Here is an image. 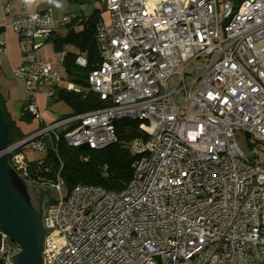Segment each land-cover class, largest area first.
<instances>
[{"label": "built area", "instance_id": "built-area-1", "mask_svg": "<svg viewBox=\"0 0 264 264\" xmlns=\"http://www.w3.org/2000/svg\"><path fill=\"white\" fill-rule=\"evenodd\" d=\"M100 1L108 18L96 25L101 61L87 81L103 106L60 116L4 154L26 178V144L43 151L61 136L70 147L102 148L116 140L120 118L138 121L144 147L119 191L66 190L57 174L37 182L53 195L41 215L40 264H264V0ZM3 9L11 13L12 0ZM72 18L23 2L12 17L23 46L13 75L36 120V94L51 96L64 81L37 40ZM20 250L0 230V264Z\"/></svg>", "mask_w": 264, "mask_h": 264}, {"label": "trees", "instance_id": "trees-1", "mask_svg": "<svg viewBox=\"0 0 264 264\" xmlns=\"http://www.w3.org/2000/svg\"><path fill=\"white\" fill-rule=\"evenodd\" d=\"M84 2L87 0H70ZM234 7L241 0H230ZM100 21L99 9H93L86 17H73L66 25L63 35L52 39L55 51H62L64 45H70L75 50L66 51L62 66L66 79L76 85L78 90H67L65 87L56 90L53 100L64 101L71 109L66 115L78 114L103 106L99 96L89 89L87 76L90 70L100 61L99 49L95 39V28ZM75 25L80 29L75 30ZM3 27L0 25V34ZM78 53H83L86 63L78 65L75 60ZM26 103L22 107L20 120L29 122L33 116L26 110ZM0 108L7 127V144L24 138V134L6 111L5 100L0 93ZM64 116V115H63ZM116 140L102 148H90L88 145L76 147L68 146L60 136L59 140L47 145L43 158L28 162L26 179L36 182L54 181L59 176L66 190L75 185H100L107 190L119 191L129 180L132 173V163L140 152L132 153L129 143L135 139L145 142V136L138 128V121L120 118L113 121ZM61 134V133H60Z\"/></svg>", "mask_w": 264, "mask_h": 264}, {"label": "crops", "instance_id": "crops-1", "mask_svg": "<svg viewBox=\"0 0 264 264\" xmlns=\"http://www.w3.org/2000/svg\"><path fill=\"white\" fill-rule=\"evenodd\" d=\"M7 0H0V25L3 27V31L0 34V42H3V50L0 51V83H2L0 87V93L5 100V107L6 111L9 114L10 118L14 120L15 124L19 127L20 131L24 134V136H28L32 132H34L38 127L43 126L46 123H49L55 119H57L51 111L47 110L48 102H55L52 98L57 89L65 87L66 85L70 84L74 88L79 89L76 85L69 82L64 73V69L62 66V59L66 51L64 49L62 51H55L52 43V39L56 36L63 35L66 32V25L58 27V31L54 34V36L49 40H41L38 39L37 42L40 43L36 52L39 50L38 53L42 58L47 59L44 55H46L42 51L43 44L47 41H50L52 44V49L55 52H59L61 54L60 58L54 59L52 61L57 69H59L63 75L64 81L60 84L54 86V93L51 96H45L41 93H37L35 96V103L37 109L40 113L41 120L31 119L29 122H25L20 120L19 117L22 113V107L25 102V89L23 82L16 78L13 75V69L18 66L23 61V46L15 34V32L11 28V20L15 13L18 11V3L23 2L26 9L29 11H37L42 10L45 8H50L52 14L54 16L62 15V14H70L73 17H86L87 15L84 14H75L74 11L71 9L72 4L76 5H85L93 3L96 1L98 6L93 7L91 11L95 9H99L100 11V21H106L108 18V13L105 10L104 4L100 0H87L84 2H72L70 0H58L61 7H57L55 3L50 2V0H32V3L28 4L25 3V0H12L13 9L11 13L4 12V4ZM75 30L80 29V26L75 25ZM75 50V49H74ZM77 56L84 57L83 53H78ZM76 56V57H77ZM85 58V57H84ZM13 81V82H12ZM70 90V89H67ZM75 90V89H71ZM68 114V113H66ZM65 113L60 115H66Z\"/></svg>", "mask_w": 264, "mask_h": 264}, {"label": "water", "instance_id": "water-1", "mask_svg": "<svg viewBox=\"0 0 264 264\" xmlns=\"http://www.w3.org/2000/svg\"><path fill=\"white\" fill-rule=\"evenodd\" d=\"M6 146L7 127L0 108V230L21 248L10 257L13 264H40L44 234L40 211H36L16 189L15 173L4 154Z\"/></svg>", "mask_w": 264, "mask_h": 264}, {"label": "rangeland", "instance_id": "rangeland-1", "mask_svg": "<svg viewBox=\"0 0 264 264\" xmlns=\"http://www.w3.org/2000/svg\"><path fill=\"white\" fill-rule=\"evenodd\" d=\"M69 6H71V9L74 11L75 14L87 15L91 12V9L93 7H97L98 4L96 1H93V3H90V4H85V5H80V6L76 4H72ZM41 49L46 54L44 56L47 57V59L50 61H54V59H58L61 56L59 52H55L52 49V44L50 41L45 42ZM63 49L64 51H74V48L70 45H64ZM37 52L40 53L39 50ZM1 85L2 83H0V87ZM47 110L51 111V113H53L56 118H59L60 115L64 113L66 114V113L71 112L70 107L62 100H58L55 102H48ZM236 142L238 146L242 149V151L246 155H248L249 159L253 160V156L250 155V149L252 147V144L247 140L246 136L242 132H237ZM129 146H130V150L132 151V153H136V152H140L141 150H143L144 143L139 139H135L133 142L129 143ZM258 149L260 151L259 157L262 159L264 157V153L261 151L264 150V146L262 147L258 146ZM21 151L23 152L28 162L41 159L46 154V150H43V151L34 150L29 146V144H26L25 146H23Z\"/></svg>", "mask_w": 264, "mask_h": 264}, {"label": "flooded vegetation", "instance_id": "flooded-vegetation-1", "mask_svg": "<svg viewBox=\"0 0 264 264\" xmlns=\"http://www.w3.org/2000/svg\"><path fill=\"white\" fill-rule=\"evenodd\" d=\"M13 171L15 173L14 185L16 189L23 194L28 203L36 211H40L41 220L42 212L53 196L52 191L49 188H43L41 184L36 181L21 177L14 169Z\"/></svg>", "mask_w": 264, "mask_h": 264}, {"label": "clouds", "instance_id": "clouds-1", "mask_svg": "<svg viewBox=\"0 0 264 264\" xmlns=\"http://www.w3.org/2000/svg\"><path fill=\"white\" fill-rule=\"evenodd\" d=\"M50 2L55 3L57 7H61L60 3L58 2V0H50ZM25 3H32V0H25Z\"/></svg>", "mask_w": 264, "mask_h": 264}]
</instances>
